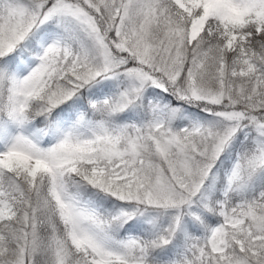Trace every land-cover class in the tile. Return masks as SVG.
Returning a JSON list of instances; mask_svg holds the SVG:
<instances>
[{
  "label": "snow or ice",
  "instance_id": "snow-or-ice-1",
  "mask_svg": "<svg viewBox=\"0 0 264 264\" xmlns=\"http://www.w3.org/2000/svg\"><path fill=\"white\" fill-rule=\"evenodd\" d=\"M0 264H264V0H0Z\"/></svg>",
  "mask_w": 264,
  "mask_h": 264
}]
</instances>
